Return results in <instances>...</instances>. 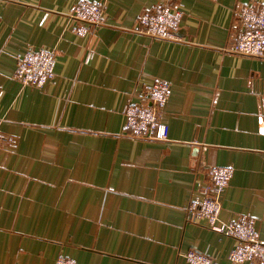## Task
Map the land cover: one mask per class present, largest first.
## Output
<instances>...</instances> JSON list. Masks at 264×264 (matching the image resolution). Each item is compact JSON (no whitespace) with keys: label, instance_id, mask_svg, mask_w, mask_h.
<instances>
[{"label":"crops","instance_id":"obj_1","mask_svg":"<svg viewBox=\"0 0 264 264\" xmlns=\"http://www.w3.org/2000/svg\"><path fill=\"white\" fill-rule=\"evenodd\" d=\"M77 1H0V264H231L234 239L187 219L212 166L233 169L220 220L253 217L264 242V57L225 50L236 11L264 0H180L176 41L138 32L166 0H93L98 27L67 17ZM39 48L54 77L22 86L15 57ZM155 81L171 89L162 142L122 114Z\"/></svg>","mask_w":264,"mask_h":264},{"label":"built area","instance_id":"obj_2","mask_svg":"<svg viewBox=\"0 0 264 264\" xmlns=\"http://www.w3.org/2000/svg\"><path fill=\"white\" fill-rule=\"evenodd\" d=\"M3 1V0H0ZM105 4L78 0L67 12L75 22L98 27L105 23ZM183 13L181 2L166 0L138 16V32L154 40H180L176 31ZM238 20L234 42L225 50L241 56L264 57V5H244L236 11ZM14 78L22 86L41 88L54 77L55 50L28 49L15 57ZM170 85L155 81L141 95L139 103H127L122 110L130 136L151 141L168 140V126L161 121L162 110L170 96ZM1 141V138H0ZM233 169L212 166L205 171L206 181L186 208L188 221L224 233L235 241L229 254L231 264H264V242L258 237L253 217L242 215L234 221L219 218L221 196L232 177ZM187 264H215L213 258L196 250L183 254ZM54 264H77L73 259L57 257Z\"/></svg>","mask_w":264,"mask_h":264}]
</instances>
